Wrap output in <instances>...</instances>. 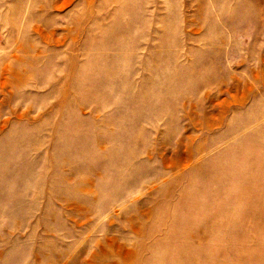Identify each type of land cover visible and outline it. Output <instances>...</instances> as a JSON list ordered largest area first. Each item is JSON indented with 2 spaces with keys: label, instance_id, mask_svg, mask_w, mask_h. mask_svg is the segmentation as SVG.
Masks as SVG:
<instances>
[{
  "label": "rangeland",
  "instance_id": "rangeland-1",
  "mask_svg": "<svg viewBox=\"0 0 264 264\" xmlns=\"http://www.w3.org/2000/svg\"><path fill=\"white\" fill-rule=\"evenodd\" d=\"M0 264H264V0H0Z\"/></svg>",
  "mask_w": 264,
  "mask_h": 264
}]
</instances>
